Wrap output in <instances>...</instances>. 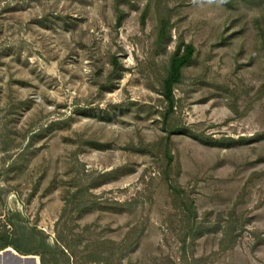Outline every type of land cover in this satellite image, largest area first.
Wrapping results in <instances>:
<instances>
[{
	"label": "rangeland",
	"instance_id": "1",
	"mask_svg": "<svg viewBox=\"0 0 264 264\" xmlns=\"http://www.w3.org/2000/svg\"><path fill=\"white\" fill-rule=\"evenodd\" d=\"M178 44L194 53L169 111ZM170 184L209 212L194 236ZM13 224L56 264H264V0H0V233Z\"/></svg>",
	"mask_w": 264,
	"mask_h": 264
},
{
	"label": "trees",
	"instance_id": "2",
	"mask_svg": "<svg viewBox=\"0 0 264 264\" xmlns=\"http://www.w3.org/2000/svg\"><path fill=\"white\" fill-rule=\"evenodd\" d=\"M121 19L122 16L118 15L116 18V26H120ZM163 26L164 23L162 22L161 27ZM163 33L164 30L161 31V34ZM193 53L194 47L192 46V44H178L169 59L168 67L165 76L162 80L161 88V94L164 100L166 101L167 109L169 111L172 110L174 104L173 88L175 84L180 80L182 68L192 60ZM111 63L113 66L112 71L115 72V67L118 64L115 57H112ZM164 124L167 126L166 120H164ZM166 130L168 133H172L170 129L166 128ZM166 139L169 142V136H167ZM167 158L168 161H171L172 156L167 153ZM169 188L173 191L174 200L179 201L181 204L180 214L182 216L185 234H191L192 236H194V234L199 232V229L202 227V224L207 221V215L209 212L205 213L203 218H200L197 214L193 200L186 199V197L184 196L185 191L181 187L170 184ZM238 223L239 222L237 219L232 218L230 216V218L226 219L223 223H219L217 227L214 226V229L217 228V230L220 231L221 235L219 238V244L222 248L227 247L228 244H234L235 235L233 234V232L236 229ZM13 228L14 229H12L13 231L11 233H0V250L7 247H11L17 253L22 255H38L40 264H56V261L53 260L51 254H49L53 247L46 242V239L44 237L40 238L41 242L39 243V245L33 246L36 236V230L34 229V227H26L25 225L16 227L13 224ZM17 230H21V233H19ZM20 240H25L24 245L19 243ZM30 243L31 247H28ZM64 247L67 251H69L67 246L64 245ZM60 251V253H62L64 256H69L66 254V251ZM67 259L69 258L67 257ZM92 261H98L103 264H107L108 258L103 256L102 253H98L96 255H92Z\"/></svg>",
	"mask_w": 264,
	"mask_h": 264
},
{
	"label": "water",
	"instance_id": "3",
	"mask_svg": "<svg viewBox=\"0 0 264 264\" xmlns=\"http://www.w3.org/2000/svg\"><path fill=\"white\" fill-rule=\"evenodd\" d=\"M0 264H39V259L33 254L19 255L11 247H7L0 250Z\"/></svg>",
	"mask_w": 264,
	"mask_h": 264
},
{
	"label": "bare ground",
	"instance_id": "4",
	"mask_svg": "<svg viewBox=\"0 0 264 264\" xmlns=\"http://www.w3.org/2000/svg\"><path fill=\"white\" fill-rule=\"evenodd\" d=\"M37 260V259H36Z\"/></svg>",
	"mask_w": 264,
	"mask_h": 264
}]
</instances>
